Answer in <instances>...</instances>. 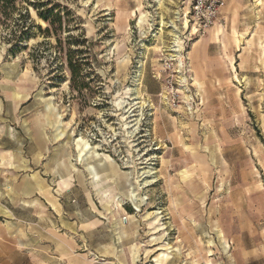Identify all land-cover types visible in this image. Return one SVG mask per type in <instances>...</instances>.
Listing matches in <instances>:
<instances>
[{
  "label": "rangeland",
  "instance_id": "obj_1",
  "mask_svg": "<svg viewBox=\"0 0 264 264\" xmlns=\"http://www.w3.org/2000/svg\"><path fill=\"white\" fill-rule=\"evenodd\" d=\"M53 1L62 49L0 24V264H264V0Z\"/></svg>",
  "mask_w": 264,
  "mask_h": 264
},
{
  "label": "trees",
  "instance_id": "obj_2",
  "mask_svg": "<svg viewBox=\"0 0 264 264\" xmlns=\"http://www.w3.org/2000/svg\"><path fill=\"white\" fill-rule=\"evenodd\" d=\"M29 7L33 8L38 18L47 26L43 33L53 35L59 49L63 47V7L53 0H0V24L6 30L7 40L19 46L20 42L26 41L32 33L33 20L30 17ZM70 37L68 41H70ZM74 44V43H73ZM65 61L70 73V83L73 89H79L84 85L86 76L82 73L83 62L79 49H73L67 44Z\"/></svg>",
  "mask_w": 264,
  "mask_h": 264
},
{
  "label": "built area",
  "instance_id": "obj_3",
  "mask_svg": "<svg viewBox=\"0 0 264 264\" xmlns=\"http://www.w3.org/2000/svg\"><path fill=\"white\" fill-rule=\"evenodd\" d=\"M192 19L200 27H207L215 18L216 7L208 0H194L192 5Z\"/></svg>",
  "mask_w": 264,
  "mask_h": 264
},
{
  "label": "bare ground",
  "instance_id": "obj_4",
  "mask_svg": "<svg viewBox=\"0 0 264 264\" xmlns=\"http://www.w3.org/2000/svg\"><path fill=\"white\" fill-rule=\"evenodd\" d=\"M198 42H199L198 40H195V41L193 42L191 48H190V51H189V58H188V59H190L191 62H192L193 59H194V55H195L196 48H197L198 45H199ZM180 65H181V64H180ZM107 173H108V172H107ZM95 176H97V175H93L92 178L95 177ZM156 214H157V213H156Z\"/></svg>",
  "mask_w": 264,
  "mask_h": 264
},
{
  "label": "crops",
  "instance_id": "obj_5",
  "mask_svg": "<svg viewBox=\"0 0 264 264\" xmlns=\"http://www.w3.org/2000/svg\"><path fill=\"white\" fill-rule=\"evenodd\" d=\"M190 60V59H189Z\"/></svg>",
  "mask_w": 264,
  "mask_h": 264
}]
</instances>
